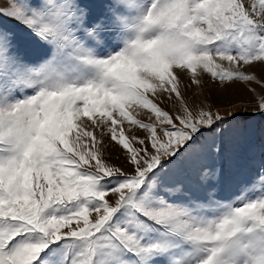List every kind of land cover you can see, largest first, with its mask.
<instances>
[{"label":"snow or ice","instance_id":"obj_1","mask_svg":"<svg viewBox=\"0 0 264 264\" xmlns=\"http://www.w3.org/2000/svg\"><path fill=\"white\" fill-rule=\"evenodd\" d=\"M255 62L264 0H0V264H264V160L212 163Z\"/></svg>","mask_w":264,"mask_h":264},{"label":"rangeland","instance_id":"obj_2","mask_svg":"<svg viewBox=\"0 0 264 264\" xmlns=\"http://www.w3.org/2000/svg\"><path fill=\"white\" fill-rule=\"evenodd\" d=\"M261 67L264 66L260 65L259 62H255L254 69L246 66L244 70L255 71L260 76L259 69ZM184 83L186 85L189 83L188 77H184ZM246 88H252L255 91L249 92ZM213 89L214 85L211 83L210 77L205 75L200 99L211 103L215 99ZM197 91H200V89H197ZM261 92H264V88L255 83L234 86L228 98L220 105L222 114L227 111L243 114L245 108L249 113L254 112ZM221 131L223 133L222 137L218 136L216 138L223 140L224 151L220 160L212 163L222 166L223 175L219 185L220 192L222 195H228L236 190L254 165L264 160V116L241 115L231 121L230 124L225 125ZM107 155L111 162L117 164L121 162L122 155L118 148H110ZM189 166V162L184 161L178 167L181 170H186ZM233 203L238 202L233 201Z\"/></svg>","mask_w":264,"mask_h":264}]
</instances>
